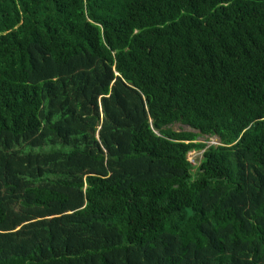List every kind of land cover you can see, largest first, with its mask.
<instances>
[{
	"label": "trees",
	"instance_id": "trees-1",
	"mask_svg": "<svg viewBox=\"0 0 264 264\" xmlns=\"http://www.w3.org/2000/svg\"><path fill=\"white\" fill-rule=\"evenodd\" d=\"M0 264H264V0H0Z\"/></svg>",
	"mask_w": 264,
	"mask_h": 264
},
{
	"label": "rangeland",
	"instance_id": "rangeland-1",
	"mask_svg": "<svg viewBox=\"0 0 264 264\" xmlns=\"http://www.w3.org/2000/svg\"><path fill=\"white\" fill-rule=\"evenodd\" d=\"M170 128L176 130V131H194L190 126L182 124V123H176L173 124L171 126H169ZM200 141L202 142H206L209 145L215 144L217 145L219 143L218 139L216 137H212L209 139H206L204 137L200 138ZM203 156V151H192L189 153L188 158L189 160L192 162L193 165L197 166L200 164L201 158Z\"/></svg>",
	"mask_w": 264,
	"mask_h": 264
}]
</instances>
